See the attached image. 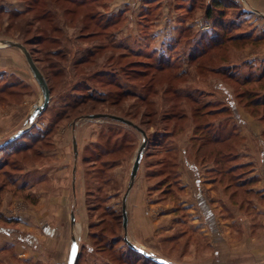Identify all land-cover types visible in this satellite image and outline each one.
I'll return each mask as SVG.
<instances>
[{"label":"rangeland","instance_id":"1","mask_svg":"<svg viewBox=\"0 0 264 264\" xmlns=\"http://www.w3.org/2000/svg\"><path fill=\"white\" fill-rule=\"evenodd\" d=\"M54 1L37 0V2L32 3L30 0H0V6H3L0 7V38L31 44L29 47L35 50L33 54L38 65L35 64L39 70H42L41 73L44 78H47L46 81H48L47 84L51 90L49 105L45 112L41 113V116L40 114L35 116L34 129H31L30 133H28L29 136L27 135L28 137L26 136L27 142L30 140V134H38L39 132L41 136H44V131L53 123L55 114L65 104L73 101L71 99L74 96L73 94L83 93L87 95L94 93L107 97L111 93L113 106L110 104L111 107H108V104H105V106H101V110L108 114L113 113L111 115L124 117L131 121L132 124L139 125L145 130L150 139L128 196V198H131L130 194L131 192L136 193V188H145L143 192L148 202L146 206L148 212L141 216V219H147V229H144V226L141 227V230L136 228L135 230L139 231V233L145 231L144 235L141 236H145L149 240L153 238L154 234L157 238L161 234L162 237L158 240L159 243L156 241V246H159L163 253L170 256L174 253L180 254V251H187L188 243H195L197 251H201L202 247L207 246L204 243L205 241L200 238L201 229L207 230V227L203 225L199 217L196 195L204 187L210 197L211 194L209 195L207 190L208 186L213 185L212 190L214 193L212 194H214V199H216L215 207L218 214L223 216L218 220L219 226H222L223 220L231 215L227 210L229 208L232 209V212H234L232 216H238L239 223L246 225V230L242 226H240V229L239 227L237 228L239 232L234 229L236 231V240L242 242L248 238L254 239L258 242L255 245V250L264 251L261 245L264 242L263 192L254 191L256 195H251L252 199L250 204H248L247 200L249 201L250 196L241 195L239 190L238 195L234 196V199L231 198L233 205L229 206L227 199H229L230 194L221 188L226 183L225 179L222 178V181L225 182L219 184L221 187L215 185L213 178L216 174H208L212 164H206L209 159L204 161L208 156L202 152L198 156L195 155L196 143L192 139L194 135L192 128L194 126L188 125L191 122V116L196 117V111L199 117L194 118V120L198 125H203L211 120L209 123L216 127L222 120L220 118L223 117H220L219 114L205 116V113L210 109H204L205 107H202V105L206 102L226 103V101H229V95L223 90H219L215 96L206 94V96H200V100L196 104L190 100L188 101L189 105L182 106V102H185L182 98L183 96L180 97L176 92L178 88L184 89L189 85H199V87L206 89L215 83H222L221 86L233 93L231 96H235V102L238 103L240 109L242 122H237V127L239 134L243 135V140H236L237 143H230L227 147L222 145L219 147L220 151L240 152L241 159L239 162H250L254 170L258 169L261 173L260 168L264 167V159L261 157V150L264 149L262 145L263 139L261 138L264 123L257 120L258 114L262 116L261 114L264 113L263 109L259 108L258 114L253 113V115L249 110H242L243 107L241 105L245 101L238 99V94L245 92L246 87H241L228 78L224 79L222 76H210L205 80L203 70H198V63L194 62L193 64L192 61L189 62L188 60L191 49L183 46L174 47L175 40L182 43L186 41L185 30L181 32L185 27L191 28L196 38H199L204 32H211L210 23L206 22L202 13H198L194 21L179 20L187 15L185 11L186 5L195 4V1L193 3L192 0H145V2L144 0H101L100 3H96V1L86 0V2L88 1L87 5L85 4L80 8L63 0H58V3H54ZM149 1L152 2L151 4L159 2L156 4L159 14L155 15V17L154 15L147 17L150 10L149 4H147ZM236 2H239V0ZM29 6H33V8L29 10ZM6 12H15L18 13V16L13 19ZM23 12L25 14L20 15ZM143 21L147 25H141ZM247 22L245 21V24H248ZM140 25L143 28L141 27L140 29ZM250 28H252L251 25ZM134 36H140L141 38L145 36L146 41H148L147 47L150 48L145 49L146 51L143 54L141 51L139 55L127 56L124 47L113 48V43H122L127 38L133 39ZM35 38L39 39L34 40ZM139 41L143 43V39H139ZM133 43L141 45L137 47L142 50V43H138L137 40ZM227 45L230 47L225 48L222 45L213 54L227 56L230 52L235 53V58L233 57L232 61L235 62L239 59V63L247 62L246 67L249 70L250 66L257 68V70H261L264 67L263 61L259 62L258 59H256L255 63L251 61L255 52L263 50L264 43L255 45L251 41H247L241 44L232 42ZM151 48H153V51ZM158 57L162 58L163 63H155ZM22 61L18 62L24 67L26 78L9 75L8 72L0 74V87L5 85L4 92L0 90V145H3L20 129L27 128L25 125H27L29 118L32 117L34 107L42 102L41 90L32 77L26 63H22ZM147 61L151 64L154 63L152 65L153 68L155 66L158 67V65H163V67L159 71H155L149 65H138L140 62ZM9 67L15 66L2 63L0 69L4 70ZM135 70H146V72L144 73L145 75L138 76L134 75ZM232 71H235V69L227 71L226 75ZM103 72H108V78L113 79V85L106 86V80L101 78L106 74ZM230 77L233 78V76ZM129 86H133L136 92L141 91L138 92L136 98H144V102H140L133 96H117V94L121 93V89L129 88ZM251 87L256 88L257 86ZM262 88L264 90V85ZM249 89L251 88L249 87ZM211 107H214V105ZM94 115L98 114H93L92 116ZM85 116L83 115L71 122H64L60 127H56L53 131L54 134L51 132L50 137L46 139L48 143L44 141L34 143V147L31 146L29 149L32 153H30L31 156H28V159L26 153L19 155L18 158L19 160L22 159V162L13 161L11 165L9 162L4 163L2 156L6 150L10 151L11 148L0 150V167L3 166V170L0 171V225L3 227L7 225L8 228H22L26 225L20 220L23 214L36 208L40 210V206L48 203V199L44 194L52 193L55 187H58L57 185L64 184L63 187L66 188L65 195L68 198L67 205L64 207L65 217L69 213L68 211L73 212L75 215V227L73 231L71 230V234L68 239L66 238V241L76 237L79 244L90 245L88 223L97 222L103 213L101 211L105 207L95 208L97 206L95 197L97 196L100 198L107 195L111 196L106 206L114 210L115 218H112L109 229L115 230L118 236L121 235L123 231L119 220L120 217L118 216L122 210V198L129 186L131 168L143 138L132 127L117 125L109 121L108 118L98 119ZM224 121L222 120V122ZM179 123L188 125L189 128L185 132H177ZM15 127L21 128L15 131L13 130ZM172 129L175 131V136L173 137L175 144L173 142L171 144V137H168V135H171ZM111 133L113 134V141L124 138L123 147L120 149L121 154L116 157L117 166L112 171L113 182L106 186L103 185L104 190H101V194H99L96 189L103 184L102 181L104 180L94 179L93 176L85 178L84 169L91 165L84 162V158L92 153L96 142L102 136L109 137L108 134ZM163 134L166 136L163 137ZM73 138L77 141L78 155L81 154V159L78 157L76 161L73 155ZM157 141H161L162 144H157ZM17 143L20 144L19 146L28 144L23 143L21 139ZM113 146H116V144ZM173 146L175 149H173ZM124 148L126 149L124 150ZM207 150L212 152V149L209 150L208 148ZM214 151L216 152L217 149ZM42 152L50 154L51 159L46 160V158H38L36 156V154L43 155ZM186 156L190 158L187 159ZM13 159L17 160V158ZM193 161L200 166L199 181H197V176L194 175L193 177L187 170V163ZM20 163L23 166H25L24 163H28L27 167H24V172L32 169L34 171L36 169L39 170L40 175H38V172L32 173V175L35 174L34 176H39V178H41L42 174L41 169L45 168L46 170V167H49L46 174L48 177L45 179L46 183H44V186L41 185L39 190L35 191L34 189L25 190L24 192L15 190L10 184L11 175L9 174L8 176L5 172H14L16 170L14 165ZM62 163H66L69 169L66 170V173L64 172L60 175L65 168L59 169L57 166ZM165 163L167 164L166 166H164ZM175 164L179 179L181 180L184 177L186 179L183 182L181 181L182 192L179 193L180 195L176 199H173L175 196L166 195L167 193L164 192L165 186L157 182L164 177V175L158 176V171L165 170V172L171 173L172 166ZM247 170L237 172L246 171L245 176L247 178L252 177V173L248 174ZM32 175H29L27 179L35 182L38 178L34 179ZM260 177V182L264 183V175L261 174ZM86 183H88V186ZM156 184L158 186H155ZM203 184L205 186L200 188L199 186ZM86 194L90 195L88 199ZM190 194L195 196L194 202L189 201V198H191ZM50 200L53 204L58 203L57 200ZM63 204H65L64 201ZM241 204L242 206H240ZM131 207L129 205V209ZM55 208L54 211H51L50 217L55 214L54 217L59 218L62 209L61 207L58 208V206ZM39 210H36V214H33V216L42 218L41 214L43 213ZM38 221L36 222V229H39L42 225ZM15 234L17 233L12 231L9 237L12 240L19 238L17 244L20 247L17 245V248L21 253L23 247H26V244L23 243L29 241L27 240L29 238L25 237V231L21 232V234L18 233L17 236ZM230 234L232 235V233ZM0 240H3V238ZM13 241L0 242V264H19L13 252V245L15 244ZM93 260L85 252L80 264H91ZM58 262L60 261L57 255L51 254L50 261L47 263L57 264ZM242 262H246L245 258L242 259Z\"/></svg>","mask_w":264,"mask_h":264},{"label":"trees","instance_id":"2","mask_svg":"<svg viewBox=\"0 0 264 264\" xmlns=\"http://www.w3.org/2000/svg\"><path fill=\"white\" fill-rule=\"evenodd\" d=\"M30 1L32 3L37 2V0H30ZM63 1L75 4L79 6V8L85 4L87 5L88 3V1L86 2V0H63ZM92 1H96V3H100L101 0H92ZM150 1L147 2V4H149V7H150L147 17L149 16L152 17L153 15L155 17V15L159 14L158 13L159 11L156 5L159 2H156L155 4H151L152 2ZM194 1H195V4L186 5L185 11L187 12L186 13L187 15L183 19L180 18L179 20H187L188 22L194 21L196 15L198 13H202L203 16L205 17L206 22L210 23L209 25L211 27V32H208V31L204 32L201 34L199 38H196L194 36L193 30L189 27L188 28L185 27L183 30H181V32L185 30V34L187 36L186 41L182 43L181 41L175 40L174 47L183 46L184 48L187 47L191 49V52L188 55V60L189 62L192 61L193 64L194 62L198 63L197 64L198 70L199 71L203 70V75L205 76L204 77L205 80H207L210 76H219V77L222 76L224 79L228 78L229 80H232L233 82H235L241 87H244V88L246 87L245 92L238 94L239 95L238 99L245 101L244 104L241 105L243 107L242 110H245V111L249 110L250 113H252V115L253 113L258 114L257 111L259 110V108H262L264 111V90L262 88L264 85V67L261 70H257V68H253L252 66H250V70H249L246 67L247 62L239 63L238 62L239 59H237V61L235 62L232 61V59L235 58L234 57L235 53L233 54L230 52L227 56L226 55L217 56L213 54V52L216 49H220L222 45L225 48L230 47L227 44L232 43V42L241 44L244 42L246 43L247 41H251L255 45H261L264 43V33L261 35H256L255 31L252 28H250V25L245 24V21L242 19V15H243L242 7L239 3H237L234 0H192L193 3ZM54 3H58V0H55ZM0 7H3V6H0ZM32 8L33 6H29V10ZM6 14L9 15V17L13 19H15L18 16V13H15V12L14 13L6 12ZM22 14H25V12L20 13V15ZM37 20H40V19H37ZM141 25L145 26L147 24L144 23L143 21ZM141 25H140V29L141 27L143 28V26ZM210 34L212 35L210 36ZM37 39L39 38H35L34 40H37ZM139 39L140 40L143 39V43L140 42ZM135 40H137L138 43H142V50L141 48L137 47L141 45H138V44L136 45L135 43H133L135 42ZM22 44L29 51L33 61L37 64L36 62L37 60L33 54L35 50L29 47V45L31 44L28 42H22ZM147 45H148V41H146L145 36L143 38H141L140 36L139 37L134 36L133 39L127 38L122 43L112 44V46H114L113 48L115 49L116 47L117 48L124 47V49L126 50L125 54L127 56L139 55L141 51L143 54L146 51L145 49L150 48V47H147ZM152 49L153 48H151V50ZM156 62L163 63L162 58L158 57L155 60V63ZM85 63H89V62H85ZM153 64L154 63L151 64L150 62L147 61V62H140L138 65H143V66L149 65L155 71H159V69L163 67V65H158V67L155 66V68H153L152 66ZM199 65L201 66L199 67ZM234 69L235 71H232L230 72V74L226 75L227 71L234 70ZM145 72L146 70H135L134 75L142 76V75H145L144 74ZM2 73L3 72H0V74ZM103 73H106V74L103 75L101 78L103 80L105 79L106 82L108 83V84L106 83V86L113 85L112 84L113 79L108 78V75H107L108 72H103ZM9 75H14L18 77V75L13 74V73ZM230 76H233V78H231ZM215 84H214L215 86L213 85V86L207 87L206 89L199 87V85H194V86L189 85L186 88H184L185 90L181 87L178 88L176 92L178 93V95H180V97L183 96L182 98L185 102H182L183 104L182 106L189 105L188 101L190 100L191 102L196 104L197 102H199L200 96L201 97L206 96V94L215 96V94H217L219 90H223L229 95V98H228L229 101H226V103L216 104L215 102H206L202 105V107H205L204 109H210L207 111V113H205L206 114L205 116H214V115L219 114L220 117H223L220 119L225 120L224 122L220 120L221 121L220 124L216 125V127L209 123L211 120H209L207 123L203 125H198L197 122L194 120V118L199 117L197 116L196 111H195L196 117L191 116L190 118L191 122H189L188 125L194 126V128L192 127L191 128L193 129V132H194L192 139H193V142L196 143L195 144V148H196L195 155L198 156V154L202 152L206 156H208L204 159V161H207L209 159L208 161L212 162V163L208 162L206 164H212V167H210V172L208 174L210 173L216 174V176L213 178L215 185H218L219 187H221L219 184H222V182L226 181L225 185H223L221 188L223 191L231 195V196L229 195V199H227L229 206H231V204L233 205L231 198H233L234 196H237L239 190H240L239 193H241V195L250 196L249 201L247 200V203L250 204V201L252 199L251 195H256V193L251 189V187L253 186V184H255L258 181V179L253 176L250 178H247L245 176L246 171H243L242 173H239L237 171L248 169L247 173L251 174L254 171L253 165L250 162L249 163L239 162V160L241 159L240 152L220 151V148H219L222 145H225L227 147L228 145H230V143H237V141L243 140L242 136L239 134L238 127H237V122H242L240 118L241 114H240L239 105L238 103L235 102L236 100L235 96H231L233 95V93L228 91L225 87L221 86L222 83H215ZM251 86H257V87L254 88ZM249 87L251 89H249ZM4 89H5V85L0 87V90H2L1 92H4L3 91ZM135 92H136L135 88L133 86H129V88L125 87L121 89V93L117 94V96L118 97L133 96L136 98L138 96V92H141V91L139 90L138 92L136 93ZM73 95L74 96L71 97L73 101L65 104L61 108V110L55 114L54 121L47 127V130L44 131L45 133L44 136H41L39 132L38 134H30L31 136L30 140L29 142H27V137L29 136L28 133H30L31 129L32 130L34 129V124H29V122H27V125H25V127H28V130L26 132H24L21 136H19L18 138H16L9 144L0 145V150H2L3 148L5 149L11 148L10 151L6 150L5 154L2 156V159L5 161L4 163L9 162L11 165L13 164V161L22 162L23 160L22 159L19 160L18 157L19 155L24 154V153H26L27 156L26 155L25 156L28 159V156H31L30 153H32L31 150H29L30 147L31 146L34 147L33 144L39 143L40 141L41 142L44 141L45 143H48L46 139L50 137V135L53 133L56 127H60V125L64 122L74 121L78 119L79 117H82L83 115L90 116L93 114H103V115L113 114V113L108 114L101 110L102 109L101 106H105V104H108V107H111L110 104L113 106L114 103H113V99L111 98V93H109L107 97H103L101 95L94 94V93H90L87 95L83 93L82 94L80 93L77 95L73 94ZM143 99L144 98L139 97L138 100L140 102H144ZM213 105L214 107H211ZM98 106H100V108L97 109ZM42 114H40V116ZM261 115L262 116H259L258 114V120L257 119L256 120L264 123V113ZM108 120L117 125L132 127V126H129L123 123L113 121L111 119H108ZM188 125H182V123L181 124L179 123L177 126L179 127L177 132L179 131L185 132L186 129L189 128ZM135 126L145 133V130H143V128H141L139 125H135ZM133 129L139 132L135 128ZM172 130H171L170 136L167 133H164V134L168 135V137H171L170 138L171 144L172 142L175 144V141L173 140V137L175 136V131L174 130L172 131ZM108 135L109 137L102 136V138L98 142H96V146L92 149V153H90L89 156H86V158H84L85 159L84 162L91 165L90 167H87L86 169H84L85 178L86 177L89 178V176H93L94 179L96 178L97 180L98 179L104 180L102 181L103 184H101V186H99V188L96 189L98 190L99 194H101V190H104L103 185L106 186L113 182L112 171L117 166L116 157H118L121 154L120 149L123 147L122 142L124 141L123 137H122V140L117 139L116 141H113L112 140L113 134L111 133ZM145 135H146L147 142H146L145 147L143 148L142 154H144L145 149H147L150 143L149 136L147 135V133H145ZM166 135H164L163 137H165ZM141 136L144 142L145 138L142 134ZM261 138L263 139L262 145L264 146V129H263V133L261 132ZM19 139H21L23 143H28V144L27 145L22 144L23 146H19L20 144L17 143ZM119 141L121 142L119 143ZM156 143L160 145L162 144L161 141H157ZM114 144H116V146H113ZM9 146H12V147H9ZM208 148L209 150L212 149V152L210 151L211 153L208 152L207 150ZM125 149L126 148H124V150ZM173 149H175L174 146H173ZM215 149H217L216 152L214 151ZM42 153L43 155H39L40 154L39 152V154H36V156L38 158L39 157L46 158V160L51 159L50 154L48 153L46 154L44 152ZM212 153L213 155H211ZM263 155H264V149L261 150V156L264 159ZM78 157L79 159H81V154H79ZM13 158H17V160H14ZM186 158L188 159L190 157L186 156ZM27 164L28 163H24L25 166L21 165V163L15 164L14 166L16 170L14 172L13 171L5 172L6 175L8 176L9 174L11 175L9 179L11 182L10 184H12V187H14L15 190H17L18 192H24L25 190L29 191L31 189H34L37 186H41V185L44 186V183H46L45 179L47 177L46 174L48 172L47 170L49 167H46V170L45 168L41 169L42 174H41V178H39V176H34L35 174L32 175V173H35V172H38V175H40L39 174L40 172L37 169L35 171L34 169H32L31 170L32 172L30 170L26 172L23 171L24 167L25 168L27 167L26 166ZM187 164L189 168L193 169L196 172V176L198 177L196 178H197V181H199V177H200L199 167L200 166L196 164L194 161L191 163L188 162ZM166 165L167 164L165 163L164 166ZM226 165H228L229 167L228 166L225 167ZM176 167H177L176 164L172 166L171 173L170 172L167 173L165 172V170L158 171L159 172L158 176L164 175V177L157 183H161L163 186H165L164 192H166L167 193L166 195H169L170 197L175 196L173 197V199H176L177 196L180 195L179 193L182 192L181 180L178 177V171L176 170ZM2 168L3 166L0 167V171L3 170ZM29 175H32L34 179H37V178L38 179L35 182L33 180L28 181L27 178L29 177ZM222 178H224L225 181H222ZM86 184L88 186V183ZM155 186H158V185L156 184ZM89 196L90 195L86 194L87 199ZM98 197L99 196L95 197L96 198L95 203H97L96 204L97 206H95V208L97 207L96 209H100V207H104V206L105 207H104V210L101 211L103 213L102 215H100L97 222L88 223V226H87L88 227V240L90 241V245L87 246L86 244H79L77 242L76 237L75 238L73 237L76 240L78 247H79L75 264H80L81 259L83 255L85 254V252H86V255L91 256L94 259L91 264H157L145 258L144 256L137 253L136 251H133L132 249H130L128 244L125 242L124 240L125 232H124L123 224H122V210H121V214L118 216L120 217L119 220L121 221L122 231H123L121 235L118 236L115 233V230L112 231L111 229H109L111 227L110 222L112 221V218H115L114 210H111L109 206H106L107 203L110 201L111 196L109 195L104 196L102 197L103 199L100 197L98 198ZM201 197L202 195L198 196L197 199L199 203V208L203 212L204 209L202 206H204V204L202 202ZM240 206H242V204ZM126 238L129 242H131L127 237V232H126Z\"/></svg>","mask_w":264,"mask_h":264},{"label":"crops","instance_id":"3","mask_svg":"<svg viewBox=\"0 0 264 264\" xmlns=\"http://www.w3.org/2000/svg\"><path fill=\"white\" fill-rule=\"evenodd\" d=\"M237 3H239L242 7V11H243L242 19L244 21H248L247 23L251 25L256 35L263 34L264 33V0H239V2ZM20 55L21 54L17 50L10 49V48H6V49L0 48V67L2 66V63L5 65L15 66V67L5 68L4 70L0 69V72H8V74L13 73L22 78H26L24 75H21L22 73H26V72H25L24 67H22L21 64H19L20 62H18L24 59L23 56L21 55L20 57ZM252 56L253 58H251V61H253L254 63L256 62V59H258L259 62H262V61L264 62V48L263 50H260V52H255ZM23 62L26 63L25 60H23L22 63ZM20 128L21 127H18V128L15 127L13 130L17 131ZM57 168L59 169L65 168V170H62L63 172H61L60 175H62L64 172L66 173V170L69 169L66 166V163L59 164ZM187 170H189V173H191L193 177L194 175L196 176V172L193 169L189 168V166H187ZM260 170H261V173L260 171H258V169L254 170V172L252 173L253 177H256L258 181L255 184H253L251 189L256 192L262 191L263 192L262 197H263L264 196V183L260 182V179H261L260 176L261 174L264 175V167H261ZM184 179L186 178L184 177L183 179H181V181L183 182ZM204 184L199 187L201 188L202 186H205ZM63 185L64 184L57 185L58 187H55L52 193L44 194L46 198L48 199V203L46 205L43 204V206L39 205L41 208L40 210L36 208L35 210L31 212L28 211L26 214H23L20 220H22V223L27 225V226L26 225L23 226L25 229L23 227L22 228L21 227L20 228H8L7 225H5V227L0 225V239L3 238V240H0V242L14 240L13 242L15 244L13 245L14 246L13 252L19 264L21 263L23 264H48L47 262L50 261L51 254L57 255V257L59 258L60 262H58L57 264H67L71 240L66 241V238L68 239V236H70L71 234V229H70L71 211H68L69 213L67 214L66 216L67 218H66L64 214V211H65L64 207H66L67 205L68 198L65 195L66 188L63 187ZM39 187L40 186L35 187L34 191L39 190ZM212 188H213V185L208 186L209 191L207 190L209 195L211 194L210 195L211 198L208 196V194L204 190V187L201 188L203 193L200 189L198 192V195H196V203L198 204V210L200 213L199 217L201 218L203 225L207 227V230H205L204 228L201 229L200 238L203 241H205L204 243H206L207 245V246L202 247L201 251H197V247H195V243H191V244L188 243L189 246L186 244V246H188L187 251L185 252L180 251L181 252L180 254L174 253V254H171L170 256V255L163 253L162 249L159 248V246H156V243L157 242L159 243L158 240H160L162 237L161 234L159 238H157L154 234L153 238L149 240V238L145 236H141V235H144L145 231H142V233H139V231L135 230V228L138 230H141V227H144V226H145L144 229L145 228L147 229V226H146L147 219H143V220L141 219V216H144L145 214H147L146 212H148V208L146 207L148 205L147 204L148 202L143 192L145 191V188L144 189L136 188L135 190L137 192L136 193L131 192L130 194L131 198L127 197L126 211H127V217H128V226H127L128 239L131 241V243H133L137 247L142 248L143 250L159 258L165 259L173 264H230V263L232 264H261L262 262H264L263 261L264 256H262L264 254V251L257 250V249L255 250V245L258 244L256 240L251 239V238L245 239L242 242H239V240H236L235 238L236 231L239 232L240 226H242L245 229L246 225L245 224L242 225L239 223L238 216L236 217L232 216V214L234 213L232 212L233 211L232 209L229 208L227 210L229 213H231V215L229 216L230 218L228 217L224 219L222 222V226H219L218 220L223 216L221 214L220 215L218 214L217 208L215 207L216 199H214V194H212L214 193ZM201 195H202L201 199L204 204V206H202L204 209L203 212L199 208V203L197 199L198 196H201ZM190 197L191 198H189V201L194 202L193 199L195 196L193 195L191 196L190 194ZM132 198H133V201H132ZM50 199L57 200L58 203L53 204ZM63 201L65 204H63ZM129 205L132 206L131 209H129ZM56 206H58V208L61 207L62 209L61 214H59L60 215L59 218H55L54 217L55 214H53V216L50 217L51 211H54L56 209L55 208ZM36 210L42 211L43 213L41 214L42 218L33 216V214H36L35 212ZM130 213H131V216H130ZM37 221L39 224H42L39 229H36ZM191 224L194 225L193 223ZM238 227L239 229H237ZM12 231H15L17 234L18 233L21 234V232L25 231V235H26L25 237L29 238L27 239L29 241H26V243L25 242L23 243V244H26V247H23V251L21 253L18 251V248H17V245H18L17 242H19L18 241L19 238H17V240L16 238L12 240L11 237H9L10 232ZM230 233H232V235ZM17 234L15 235L17 236ZM261 245H262V250H264V242ZM231 256H232V259H231ZM243 258H245L246 260L245 263L242 262Z\"/></svg>","mask_w":264,"mask_h":264},{"label":"water","instance_id":"4","mask_svg":"<svg viewBox=\"0 0 264 264\" xmlns=\"http://www.w3.org/2000/svg\"><path fill=\"white\" fill-rule=\"evenodd\" d=\"M0 48H10V49H14L17 50L24 58L27 67L32 75V77L34 78V80L36 81L39 89L41 90V95H42V102L37 104L34 107V111H33V115L32 117L29 118V124H34V118L35 116L41 114L43 111L46 110V108L49 105L50 102V90L47 84L46 79L44 78L43 74L41 73V71L39 70V68L36 66L35 62L33 61L29 51L25 48V46L19 42V41H15V40H11L8 38H0ZM22 74H26V73H22ZM27 75H25L26 77ZM88 118H99V119H104V118H108L111 119L113 121L119 122V123H123L129 126H132L133 128H135L136 130H138L143 136H144V142L141 145V147L139 148L132 168H131V174H130V182H129V186L126 190V193L124 194L123 198H122V224H123V229L125 232V242L128 244L129 248L132 249L133 251H136L137 253L141 254L142 256H144L145 258L157 263V264H173L165 259L159 258L145 250H143L142 248H139L137 246H135L134 244H132L131 242H129L126 238V232H127V226H128V217H127V211H126V201H127V197L128 194L133 186L134 183V178L139 170L141 161H142V151L143 148L146 145L147 139H146V135L145 133L140 130L138 127H136L135 125H133L130 121L119 117V116H115V115H94V116H88ZM28 130L27 128H22L20 129L18 132H16L15 134H13L4 144H9L10 142H12L13 140H15L16 138H18L19 136H21L24 132H26ZM72 146H73V155H74V159L75 161L78 158V145H77V141L75 138H73L72 140ZM74 184V181H73ZM70 226H71V230L73 231L74 227H75V215L72 212L70 215ZM78 244L76 242V240L74 238H72L71 240V245H70V250H69V257H68V262L67 264H75L76 262V258L78 255ZM261 264H264L261 263Z\"/></svg>","mask_w":264,"mask_h":264},{"label":"built area","instance_id":"5","mask_svg":"<svg viewBox=\"0 0 264 264\" xmlns=\"http://www.w3.org/2000/svg\"><path fill=\"white\" fill-rule=\"evenodd\" d=\"M236 1H238V0H236Z\"/></svg>","mask_w":264,"mask_h":264}]
</instances>
